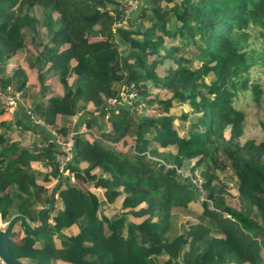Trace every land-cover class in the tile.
Returning a JSON list of instances; mask_svg holds the SVG:
<instances>
[{
    "label": "trees",
    "instance_id": "trees-1",
    "mask_svg": "<svg viewBox=\"0 0 264 264\" xmlns=\"http://www.w3.org/2000/svg\"><path fill=\"white\" fill-rule=\"evenodd\" d=\"M108 3L122 4L0 0V93L12 84L27 98L8 119L0 102V219L21 213L38 222L46 183L60 171L57 144L27 107L63 137L71 128L58 120L64 115L84 112L80 121L94 130L77 137L45 229L15 223L12 253L39 264L52 257L69 264H264V135L240 139L245 112L234 105L242 88L255 100L263 92L245 76V43L252 23L264 34V0H147L129 21L123 7ZM38 7L47 19L45 41L37 34ZM131 91L130 102L102 117L108 99ZM141 102L158 112L135 114ZM175 105L187 108L177 115ZM30 129L42 143L19 145L12 135ZM119 143L129 144L120 150ZM44 158L47 170L30 165ZM193 160L199 181L182 174ZM197 206L201 212L190 211L174 230L175 209Z\"/></svg>",
    "mask_w": 264,
    "mask_h": 264
},
{
    "label": "rangeland",
    "instance_id": "rangeland-1",
    "mask_svg": "<svg viewBox=\"0 0 264 264\" xmlns=\"http://www.w3.org/2000/svg\"><path fill=\"white\" fill-rule=\"evenodd\" d=\"M120 1L122 4L114 5L113 3H108V5H109V7H120V6L123 7L124 12H125L124 18L126 21H129V19H132V17H129V16L132 15L133 17H135L136 13H134V11L136 9H139L140 6L143 5V3H145L147 0H120ZM34 16H35L36 24H37V28H38L37 34L39 35V37L43 41H45L46 40L45 37L47 34V32H46V21H47L46 16L41 11V8H39V7L36 8V10L34 11ZM247 30H248V37H247L248 39L245 43V49L248 51V53L251 57V60H250L251 65L249 66L247 73H245V76L248 77L250 84L256 83L257 81H260L262 83V86H263V92H262L261 97L259 99L255 100L254 96H253V92L251 89H249L248 87L244 88V89L242 88V89L238 90L236 93V96L234 98V105L238 109H241L245 112L244 133H243L242 137H240V139H246V138L259 139L260 137H262V135H264V132L261 128V125L264 124V34L262 33L261 28L258 25L253 24V23L248 26ZM15 57L22 58V54L19 53ZM14 65H15V63H13V64L9 63L8 64V66H7L8 73H10V72L12 73V68L14 67ZM163 67H165V64H163ZM157 71L159 74H162L163 73L162 67L159 66ZM31 79H33V78L31 77ZM51 83H52L51 85L53 88L57 89V87H59V84H57V82H55V80H52ZM11 85L12 84H8V85H6V88L5 89L3 88V89L8 90L9 92H14V93L16 92V93L20 94L21 90L20 91L15 90V88L13 89V87ZM0 89H1V87H0ZM121 95H122L121 103L126 102V101L130 102L129 101L130 99L128 97L134 95V91H131L129 96H127L126 93H122ZM20 98H21L22 102H26L25 100L27 98L22 97L21 95H20ZM29 100L31 101L30 98H29ZM29 100H27V103L31 104V102ZM144 105H145V103L141 102L140 104H136L135 106H132L133 110L135 111V114L140 115V114H145V113L150 114V113H157L158 112L157 108H155V107H144ZM93 107L94 106L91 103H88L86 106V108H90L87 110H91V112L92 111L95 112L96 108H93ZM186 108H187V105H183V106L182 105H175L172 108V111L178 115L182 110H184ZM12 111H16V108L15 109L14 108L6 109L5 112L2 114L1 118L8 119L11 116ZM83 117H85V113L84 112H78L75 115H64L63 117H58V120L60 119V121H61V118H64V120L66 122L70 121L69 122L70 126H73L74 123L76 122V120H77V122H80V120H83ZM176 121H177V119H176ZM41 122H42L41 126L44 127V130L46 132L47 131L51 132L52 129H48L44 126L46 123L43 119H41ZM108 123L106 120L105 126H109ZM72 130H73V128H70L69 132H71ZM0 131H4V129L1 126H0ZM23 133H24L23 136L20 135L19 133L17 134V132H15L14 135H12L14 139H17L20 141L19 145H27L30 148H32L33 143L35 141L42 143L43 137L41 135L38 136L39 134H36L35 131L33 133L32 129L26 130V132L24 131ZM95 135L97 136V135H99V133L97 132V134H95ZM5 137L11 138V135H9V133L6 132ZM129 138L130 137L127 136V141L129 140ZM107 142L112 143L113 141L108 139ZM128 144L122 145V143H119L117 146H118V149H120V150H126V147ZM152 144H155V143H152ZM171 148H173V147H171ZM159 149H160V151L162 150V148H159ZM37 160H39V159H37ZM37 160H33V159L30 160V165L34 169H37V170H41V171L47 170L46 162L44 161V162H41V164H40L39 161L36 162ZM44 160H45V158H44ZM193 163H196V160H193L192 164ZM168 165H170V164L167 162L166 166H168ZM173 165L174 164H172L171 166H173ZM195 166L194 165L187 166L186 169L183 170L182 174L191 176L193 178V180H195V178H196V180L199 181L198 169H199L200 163L199 164L196 163ZM177 170H178V172L182 171L181 168H178ZM63 173H66L65 169H64ZM56 179H57V177H55L54 180L52 179V181H47L46 185L48 187V190H50L52 188ZM91 189H93V187ZM201 198H202V196H201ZM235 198H236V196H235ZM119 203H120V201H118V200L116 202L114 201L112 203V206L113 205L118 206ZM175 210L176 211H174L173 216H172V225L174 227V230L177 231L180 228L182 229L181 225H183L182 224L183 222L185 223V220L187 219V217H191L190 211L200 213L201 207L197 206V208H194L193 210L180 209V208H178V209L176 208ZM106 211H110V209H106ZM136 218H138V217H136ZM133 220L138 221V219H133ZM36 223H38V222H36ZM36 223H34L33 226ZM0 226H2V227L4 226V223L1 221V219H0ZM20 231H21V228L20 227L17 228L15 235H13V237H12L13 240L19 239V235L21 233ZM53 240L58 242V239H56V238H54ZM13 250L17 253V250H15V249H13ZM57 259L58 258L55 259L52 257L48 261H45V262L40 263V264H69V262L58 261ZM24 260L29 264H39L36 262L30 263L26 259H24ZM0 264H3V263L0 262ZM227 264H249V263H247V262L240 263V262H237V260H235V259H231V260H229V262Z\"/></svg>",
    "mask_w": 264,
    "mask_h": 264
},
{
    "label": "built area",
    "instance_id": "built-area-1",
    "mask_svg": "<svg viewBox=\"0 0 264 264\" xmlns=\"http://www.w3.org/2000/svg\"><path fill=\"white\" fill-rule=\"evenodd\" d=\"M134 13H136V10L134 11ZM130 17V16H129ZM124 21L125 18H124ZM16 93V92H15ZM14 92H6V93H0V102L3 104V106L5 107V109H11V108H17L20 103H22V100L20 98V94ZM121 103V98L117 99V98H110L107 100V109L104 110L105 113H102V117H104L105 119L108 117V109L109 108H116L118 104ZM30 107H27L26 111L29 114V117L33 120L34 123L36 124H41V118L34 113V111H32L31 109H29ZM94 114L97 117H100V110L96 109V111L94 112ZM77 122V120H76ZM74 123L73 126H71V128H73V130L71 132H67L64 137L58 133V131H56L55 129L51 130V135H52V139L55 141V143L57 144V147L59 149V152L56 153V160L58 161V165H59V169H64L65 166L68 164V161L71 157V153H72V148L74 146V142H75V138L78 137V135H82L84 132L87 131H92L94 132V130H92V128H88L87 125L85 124L84 121H80L77 123ZM43 161H47L46 159ZM70 179L73 180L74 176L73 173H71L70 175ZM0 262L5 264L3 262V260L0 258Z\"/></svg>",
    "mask_w": 264,
    "mask_h": 264
},
{
    "label": "water",
    "instance_id": "water-1",
    "mask_svg": "<svg viewBox=\"0 0 264 264\" xmlns=\"http://www.w3.org/2000/svg\"><path fill=\"white\" fill-rule=\"evenodd\" d=\"M76 142L77 138H75L74 146L72 148L71 157L68 161V164L74 160L75 152H76ZM64 169L59 171L58 177L50 189V195L48 203L45 206H42L37 213L38 217V223H36L34 226L28 221V219L21 213H15L13 214L6 222L4 223V226H0V258L3 260L5 264H27L17 256H15L8 244V238L10 236V233L12 231L13 226L15 223L21 222L25 228H27L31 232H41L45 229L48 219L45 215V212L50 210L53 205L57 194V189L61 185V182L64 178ZM34 224V223H33Z\"/></svg>",
    "mask_w": 264,
    "mask_h": 264
},
{
    "label": "crops",
    "instance_id": "crops-1",
    "mask_svg": "<svg viewBox=\"0 0 264 264\" xmlns=\"http://www.w3.org/2000/svg\"><path fill=\"white\" fill-rule=\"evenodd\" d=\"M21 104H24V103H23V102L20 103V105H19V107H18V110H20V109L22 108ZM26 107H27V106H26ZM26 107H25V108H26ZM22 109H23V108H22ZM22 109H21V110H22ZM13 112H14V111L11 112V115L13 114ZM10 117H11V116H10ZM62 119L64 120V118H62ZM33 133H34V131H33ZM36 134H39V133L36 132ZM38 136H40V135H38ZM38 161L40 162V164H41V162H44L43 160H42V161H41V160H37L36 162H38ZM36 162H35V163H36ZM46 164H47V163H46ZM44 171H45V170H44Z\"/></svg>",
    "mask_w": 264,
    "mask_h": 264
}]
</instances>
